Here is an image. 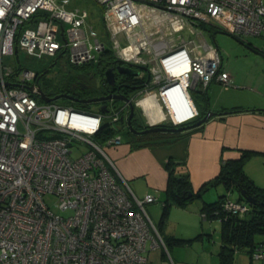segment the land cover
Wrapping results in <instances>:
<instances>
[{
    "label": "built area",
    "instance_id": "1",
    "mask_svg": "<svg viewBox=\"0 0 264 264\" xmlns=\"http://www.w3.org/2000/svg\"><path fill=\"white\" fill-rule=\"evenodd\" d=\"M94 1L109 48L88 23L90 12L70 0H0V264H147L148 241L162 242L145 208L158 194L138 197L107 152L121 136L92 138L104 123L119 122L124 105L101 112L41 100L37 87L53 96L73 93L78 84L77 74L63 71L59 85L45 90L40 81L49 60L67 52V64L78 67L111 54L147 66L159 95L180 81L188 93L212 82L233 85L203 25L236 36L264 34V0ZM157 35L167 40L155 42ZM18 52L38 59L43 71L22 67ZM4 56H15L18 68L5 65ZM73 139L89 145L77 157ZM46 194L56 197L59 212ZM247 208L229 192L221 204L225 214ZM250 260L264 264V239Z\"/></svg>",
    "mask_w": 264,
    "mask_h": 264
},
{
    "label": "crops",
    "instance_id": "2",
    "mask_svg": "<svg viewBox=\"0 0 264 264\" xmlns=\"http://www.w3.org/2000/svg\"><path fill=\"white\" fill-rule=\"evenodd\" d=\"M261 70L264 68L261 67ZM230 75L233 80L231 72ZM217 86L221 89L231 87L212 82L205 93L200 89L197 91L201 95L213 96L218 94ZM224 98L218 106L199 110L216 112L203 124L179 132H166L167 139L171 140L169 142L135 146V142L128 139L108 147L109 157L126 180L133 183L138 178L144 180V189L141 194H136L138 197L157 193L158 202L163 204L168 180L165 164L169 158L173 160L175 174H188L191 190L196 192L204 182L219 173L222 163L238 159L244 150L251 152L244 163L245 173L255 186L264 188V100L244 104ZM160 99V95L150 93L138 102L151 122L170 117L168 105L162 100L165 111ZM196 110L198 112L197 107ZM219 185L223 186L222 183L214 185L202 197L190 200L186 206L171 204L161 229L154 222L162 242L159 240L157 246L151 247V241H148L145 251L147 264H219L221 240L216 230L218 226L221 228V222L206 219L200 211L203 202H212L225 193L224 188L218 190ZM212 189H215V199L210 192ZM151 204H145L148 214L147 208ZM260 239L261 236H258L257 240ZM235 264H250V254L246 251L236 252Z\"/></svg>",
    "mask_w": 264,
    "mask_h": 264
},
{
    "label": "rangeland",
    "instance_id": "3",
    "mask_svg": "<svg viewBox=\"0 0 264 264\" xmlns=\"http://www.w3.org/2000/svg\"><path fill=\"white\" fill-rule=\"evenodd\" d=\"M72 5H80L85 7L89 12L90 16L88 19V23L92 24L95 32H97L101 40L105 42L106 48L111 46L107 36L104 34L103 30V21H102V8L101 6L95 2L94 0H70ZM66 27V26H65ZM184 34V33H183ZM206 38L209 42L216 45L222 52L224 62L226 64V68L229 69L231 74L233 75L234 86L228 87L226 89H221V87L217 86L216 91L218 94L212 95H201L197 90L189 88L188 92L198 108V110H202L203 107H212L220 105L222 97L224 99L230 101H240V103H250L256 101L264 100V70H261V67L264 68V36H236L230 33H227L221 29L215 28L211 32L206 34ZM158 39L167 40L164 37L158 38V35L154 37L155 42H158ZM169 39H171L169 37ZM168 39V40H169ZM254 47L256 50H252ZM153 51H150L152 54ZM19 60L22 63V67L31 68L39 73L43 71V64L39 62L38 59L32 56H27L22 52H18ZM3 62L7 66L18 68V62L15 59V56H4ZM68 63V54L63 53L60 57L58 63L47 73L46 76L42 78L40 81L41 85L45 88V90L50 91L54 90L58 85L60 79L63 77V71H68L74 75L87 72L91 68V64H86L78 67H71ZM152 64L154 62L152 61ZM143 66V65H142ZM144 69L148 72L150 76V80L144 85V87L139 91L138 96L136 97L137 109L141 113L142 121L144 123L149 122V118L146 115L144 109L139 105V100L146 96L147 94L153 92L155 95L159 96V87L160 85L152 83L153 80L152 73H150V69L147 66H143ZM236 78V79H235ZM201 92L205 93V90H201ZM221 93L223 95H221ZM69 100L60 97L55 100L57 104H68ZM79 103V102H75ZM74 103V104H75ZM164 103H162L163 105ZM84 107H80L82 110L86 111H95L96 104L94 102H88L83 105ZM164 106V105H163ZM164 110L166 111V107L164 106ZM213 111V110H212ZM215 112V111H214ZM195 118V116H194ZM193 119L184 122V124L190 123ZM157 124H164L172 126V120L170 117L162 119L160 121L154 122ZM111 127L117 129V133L121 136L122 140L130 139L129 134L126 131V127L120 122H113ZM94 138V136H92ZM121 140V141H122ZM71 145L73 148V157H77L81 154V151H85L89 148L87 144H79L75 139L71 140ZM154 145V144H153ZM78 147V148H77ZM79 149V150H78ZM108 152V150H107ZM136 180V179H135ZM134 180V181H135ZM130 188L135 192V194H141L144 189V180L138 178L134 183L132 180H127ZM224 188L222 185L218 186V190ZM223 190V189H222ZM213 194V198L215 196V189L210 191ZM236 191H233L231 196L235 198ZM214 198V199H215ZM44 200L51 207V209L55 212H59L55 203L57 201L56 197L52 194L44 195ZM161 206L162 202H154L148 206V212L153 222L158 224L159 217L161 214ZM71 211L67 210L62 212V215H67ZM217 222V221H216ZM217 235L220 234V228L217 227Z\"/></svg>",
    "mask_w": 264,
    "mask_h": 264
},
{
    "label": "trees",
    "instance_id": "4",
    "mask_svg": "<svg viewBox=\"0 0 264 264\" xmlns=\"http://www.w3.org/2000/svg\"><path fill=\"white\" fill-rule=\"evenodd\" d=\"M203 28L207 34L216 27L213 25H203ZM68 102V104H71L77 109L84 107V104L81 103H75L70 100ZM204 113V111L198 110L194 121L199 119ZM115 133H117V130L104 123L100 130L94 134V140L98 143H103ZM127 133L130 136V140L135 142V146L162 144L171 141L167 139L166 134L168 133L161 131L144 133L137 136H133L130 132ZM250 155V151L244 150L238 159L227 160L222 163L219 173L214 178L204 182L196 192L191 190L188 174H175L173 160L169 158L165 164L168 170V180L165 188L166 197L161 206L158 228L161 229L164 225L171 204L186 206L190 200L202 197L214 185L222 183L225 193L212 202H203L200 210L206 219H217L221 222V244L218 252L219 264H235V254L239 251H246L251 255L255 244L264 239V188L255 186L244 171V163ZM188 190L192 191L191 196L182 198V192H187ZM241 190H244L246 195L254 198L252 204L246 202L240 193ZM233 191H236L235 198L231 196ZM228 192L233 200L247 205L248 208L245 212L232 215L225 214L221 210L222 201ZM258 236H261L260 240H257ZM197 237L199 235L195 238ZM179 241L182 240L179 239ZM188 241H191V239H188Z\"/></svg>",
    "mask_w": 264,
    "mask_h": 264
},
{
    "label": "flooded vegetation",
    "instance_id": "5",
    "mask_svg": "<svg viewBox=\"0 0 264 264\" xmlns=\"http://www.w3.org/2000/svg\"><path fill=\"white\" fill-rule=\"evenodd\" d=\"M56 58L48 61L44 70L43 77L58 63ZM91 64V68L87 72L77 74L78 84L74 92L68 93L78 99H92L108 96L106 99L91 101L96 104L99 109L101 105H105L106 109L114 106L124 105L123 114L119 122L126 127V131L133 136L141 135L143 129L149 125L142 121V116L137 109L136 97L139 91L146 85L148 81V72L139 67L137 64L124 62L117 59L114 55H102ZM86 65V64H85ZM110 77L108 78V74ZM76 102V101H74ZM132 109V111H131ZM122 119V121H120ZM194 119L191 121L193 122ZM169 126L157 124V126ZM130 128L132 130H130Z\"/></svg>",
    "mask_w": 264,
    "mask_h": 264
},
{
    "label": "water",
    "instance_id": "6",
    "mask_svg": "<svg viewBox=\"0 0 264 264\" xmlns=\"http://www.w3.org/2000/svg\"><path fill=\"white\" fill-rule=\"evenodd\" d=\"M61 29H62V26H61ZM252 50H256V49L254 47H252ZM139 67L144 68L143 66H139ZM107 75L109 78L110 77L109 73ZM26 87L31 88L30 86H27V85H26ZM37 90L39 92L40 99L43 101H50L53 99L64 97V98H67V99L72 100V101H76V102H80V103H88L91 101H98L100 99L108 98V96H105V97L92 98V99H78V98H76V97H74L68 93H59V94H55L53 96H47L40 87H37ZM99 110L101 112H105L107 109H106L105 105H101L99 107ZM131 111H132V109H131ZM215 114H216V112L211 111V110H207L199 119H197L193 122L187 123V124H178L176 126H174V125H172V126L152 125V126H150L149 125L147 128H145L139 132L140 133H149V132H158V131H161V132H179V131H182L185 129H189L192 127L199 126V125L203 124L204 122H206L212 115H215ZM120 121H122V119ZM130 130H132V129L130 128ZM240 193L245 198L247 203L252 204L254 202V198L250 195H246V192L244 190H241ZM191 194H192V191L188 190L187 192H182L181 197L182 198H188L191 196Z\"/></svg>",
    "mask_w": 264,
    "mask_h": 264
},
{
    "label": "bare ground",
    "instance_id": "7",
    "mask_svg": "<svg viewBox=\"0 0 264 264\" xmlns=\"http://www.w3.org/2000/svg\"><path fill=\"white\" fill-rule=\"evenodd\" d=\"M163 37H166V35H163ZM156 46H158V43ZM160 97L166 106L168 105L167 109L170 119L176 123H181L186 119L191 118L195 114L193 102L185 89V81L175 82L172 85L162 89ZM162 100L160 99L161 103H163Z\"/></svg>",
    "mask_w": 264,
    "mask_h": 264
},
{
    "label": "clouds",
    "instance_id": "8",
    "mask_svg": "<svg viewBox=\"0 0 264 264\" xmlns=\"http://www.w3.org/2000/svg\"><path fill=\"white\" fill-rule=\"evenodd\" d=\"M188 95H189V92H188ZM189 97H190V95H189ZM190 99H191V97H190ZM191 100H192V99H191ZM192 102H193V101H192ZM193 105H194V102H193ZM194 108H195L196 113H195L191 118L186 119L185 121H183V122H181V123H179V124H184V122H186V121H188V120H191L192 118L194 119V116L197 115V110H196L195 105H194ZM177 125H178V124H177ZM174 126H176V125H174Z\"/></svg>",
    "mask_w": 264,
    "mask_h": 264
}]
</instances>
